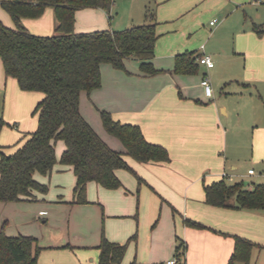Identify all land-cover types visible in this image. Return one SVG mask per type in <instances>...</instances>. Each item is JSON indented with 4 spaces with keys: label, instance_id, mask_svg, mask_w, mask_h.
Here are the masks:
<instances>
[{
    "label": "crops",
    "instance_id": "1",
    "mask_svg": "<svg viewBox=\"0 0 264 264\" xmlns=\"http://www.w3.org/2000/svg\"><path fill=\"white\" fill-rule=\"evenodd\" d=\"M229 1L148 0L155 11H145L148 6L139 16L147 22L149 14H154L158 39L153 62L162 71L144 75L137 59L126 60L127 70L103 63L101 86L81 93V113L111 147L125 154L144 179L140 186L127 169L119 168L121 187L106 188L91 180L88 201L79 203L74 168L59 161L51 172L34 174L47 184L46 192L34 189L30 198L0 201V229L9 235L34 236L42 247L37 264H98L103 234L127 244L121 264H166L177 255L179 237L187 246L185 264H228L234 234L264 247V210L217 206L205 200L204 183L224 174L242 179L254 176L253 180L244 178L250 186L264 182V34L253 29L257 22L253 19L238 25L234 48L244 55L243 61L224 59L221 51L208 50L206 41L191 45L198 34L211 38L201 25V17L209 12L206 9L214 13L231 2L242 3ZM113 4L110 9L77 10L75 30L121 29L117 26L122 27V20L114 18L115 28L112 15L113 6L118 10L121 6ZM132 9L125 24L134 20ZM229 17L211 24L223 21L219 28L224 27ZM0 18L16 26L1 2ZM22 23L35 34H53L58 24L55 8L47 6L40 16L24 17ZM186 50H196L198 57L211 54L215 65L203 64L206 71H201L197 58L196 72L175 71L176 55ZM209 75L221 84L217 96L207 95L201 83ZM43 97L41 91L23 90L15 77L6 74L0 57V115L6 121L0 145L4 152H14L19 140L37 129L34 110ZM101 109L122 122L139 124L148 140L169 150L171 160L140 162L127 154L123 142L99 123ZM65 147L63 139L56 142L58 159ZM245 159L253 165L240 171ZM250 168L254 173H249ZM186 218L209 227L189 225Z\"/></svg>",
    "mask_w": 264,
    "mask_h": 264
},
{
    "label": "trees",
    "instance_id": "2",
    "mask_svg": "<svg viewBox=\"0 0 264 264\" xmlns=\"http://www.w3.org/2000/svg\"><path fill=\"white\" fill-rule=\"evenodd\" d=\"M115 0H0L11 14L16 26L6 25L0 18V57L5 72L15 77L23 90L44 93L34 113L38 114V127L26 133L12 153L0 145V201H15L32 197L33 190H48L39 182L36 171L49 173L59 161L71 165L77 176L75 198L87 202V187L95 180L106 188H119L123 181L117 169L132 171L139 184L144 179L129 164L125 154L111 147L83 116L80 108L81 93H90L101 86V65L109 63L125 69L126 60L140 61L141 73L147 76L162 70L154 65L158 39L157 22L151 13L148 21L121 29L76 31V11L88 7L110 9ZM47 6H53L58 24L53 34L38 35L22 23L24 17L40 16ZM152 17V18H151ZM253 29L264 34V23H253ZM196 50L176 55L175 71L194 73L199 69ZM105 129L120 139L126 153L140 162H168L169 150L160 143L148 140L137 123L122 122L111 111L100 110ZM6 123L0 115V131ZM63 139L65 149L58 159L56 142ZM223 176L204 183L205 200L209 204L264 210V182L253 186L245 180L229 182ZM186 223L196 227L208 225L190 218ZM235 247L228 264L248 262L255 247L261 244L234 234ZM177 255L184 263L186 243L182 238ZM98 264H121L127 244L111 241L103 234L98 245ZM42 247L31 235H9L0 229V264H37Z\"/></svg>",
    "mask_w": 264,
    "mask_h": 264
},
{
    "label": "rangeland",
    "instance_id": "3",
    "mask_svg": "<svg viewBox=\"0 0 264 264\" xmlns=\"http://www.w3.org/2000/svg\"><path fill=\"white\" fill-rule=\"evenodd\" d=\"M229 2H231V0ZM240 2H242L240 5L238 4V2L229 3L228 6L220 10V12L211 13L210 10L206 9L205 11H209V12L205 13L204 16L202 17L200 16L202 18L201 25L204 29V33L205 31L211 32L210 34L211 38H207L205 34L204 35L198 34L192 39L191 45L193 47H197V45L200 46L203 42L206 41L205 43L208 44V47H207L208 50L213 49V50L221 51L222 57L224 59L225 58H228V59L237 58L238 60L243 61L244 55H240L236 53L235 48H234L236 44L235 32L237 30L238 25L244 23L245 19H247L248 22L251 21V19L257 22H264V0H240ZM115 3L121 6V8H119L120 10H118L117 7H114V6L112 8L113 19L115 18L117 20H122V24H120L122 25V27L117 26V28H124L128 25L131 26V24L133 23L134 24L144 23L146 20L140 18L139 15H141L143 9L148 6L149 7L145 11H148V9L155 11L154 10L155 5L152 2L149 4L148 0H115ZM132 7H133L132 11L134 12L132 14L134 17L133 18L134 20L133 22H129V24H125L127 22L126 21L127 16H129L128 15L129 10ZM228 14L230 17L224 27L219 28V26L223 23V21L217 26L211 24L210 21L213 17H216L217 19H221L222 16L224 18V16ZM115 19H114L113 24H114V27L116 28V25L118 24L115 22ZM208 53H210V51ZM200 67H201V71L203 70L206 71L205 65L201 64ZM208 77L213 87L214 96L219 95L221 84H218V81H219L218 78L215 76L213 77L211 75H209ZM99 115L100 117L98 121L103 126L101 114L99 113ZM95 123L97 124V122ZM249 165H253V164H249L247 160L245 159L242 165L240 166L239 170L247 171ZM227 170H229V172L231 171L230 168H228ZM257 170L261 171L262 169L260 168L258 169L257 167ZM127 172L130 173L132 176H134V178L137 180L136 181L137 187L140 186L137 176L130 170H127ZM254 178H255L254 176H247V178L245 179L253 180ZM239 180H242V176H238V177L236 176V178H231L228 181L235 182ZM135 192L137 191L135 190ZM235 264H264V247L255 248L253 252L251 253V256L247 263L244 261H237L235 262Z\"/></svg>",
    "mask_w": 264,
    "mask_h": 264
},
{
    "label": "built area",
    "instance_id": "4",
    "mask_svg": "<svg viewBox=\"0 0 264 264\" xmlns=\"http://www.w3.org/2000/svg\"><path fill=\"white\" fill-rule=\"evenodd\" d=\"M217 20L218 19L216 18V19L212 20L211 23L215 24ZM202 47H204V45ZM198 60L200 63L205 64L208 67H212L215 65V61H214L213 56L211 54L203 53L198 57ZM201 83L205 88L206 94L209 96H212L214 91H213V87H212V84H211L209 77L204 76ZM249 173H254V168H250ZM223 176H226V175L224 174ZM227 177H228V179H231V177H229V176H227ZM166 264H185V263L180 261L178 255H175L172 258L168 259L166 261Z\"/></svg>",
    "mask_w": 264,
    "mask_h": 264
},
{
    "label": "water",
    "instance_id": "5",
    "mask_svg": "<svg viewBox=\"0 0 264 264\" xmlns=\"http://www.w3.org/2000/svg\"><path fill=\"white\" fill-rule=\"evenodd\" d=\"M246 184H248V182L246 181Z\"/></svg>",
    "mask_w": 264,
    "mask_h": 264
}]
</instances>
